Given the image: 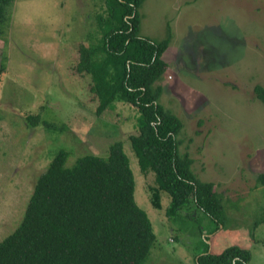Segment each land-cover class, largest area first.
I'll return each mask as SVG.
<instances>
[{
    "label": "rangeland",
    "instance_id": "374dc122",
    "mask_svg": "<svg viewBox=\"0 0 264 264\" xmlns=\"http://www.w3.org/2000/svg\"><path fill=\"white\" fill-rule=\"evenodd\" d=\"M138 11L140 36L161 41L172 31L168 68L154 85L183 123L179 152L201 181L215 183L229 222L214 234L212 220L193 208L173 216L164 190L157 208L155 173L140 168L129 142L139 132L136 107L117 98L96 113L100 96L75 66L80 45L101 42L106 0H15L0 37V241L20 226L60 149L69 167L84 154L106 157L121 141L134 200L157 237L141 264H197L208 248L234 244L250 251L248 264H264V187L255 181L264 172V104L252 90L264 82V0H143Z\"/></svg>",
    "mask_w": 264,
    "mask_h": 264
},
{
    "label": "trees",
    "instance_id": "16d2710c",
    "mask_svg": "<svg viewBox=\"0 0 264 264\" xmlns=\"http://www.w3.org/2000/svg\"><path fill=\"white\" fill-rule=\"evenodd\" d=\"M14 2L0 0V37ZM142 2L106 0L107 14L97 20L101 42L79 46L75 69L92 79L90 90L100 96L97 114L117 98L136 107L139 132L129 142L140 168L155 173V206L160 208L164 190L171 215L193 208L212 220L215 234L229 222L221 194L214 182L201 181L192 172L188 153L179 152L177 133L183 123L160 101L161 85H154L168 68L164 55L172 31L161 41L140 36ZM252 90L264 104V82ZM27 119L40 121L39 114ZM68 154L60 149L38 177L23 221L0 241V264H141L157 237L148 214L134 200V175L122 142L111 143L106 157L84 154L69 167ZM255 181L264 187V172ZM250 257L248 249L234 244L219 253L208 248L196 262L248 264Z\"/></svg>",
    "mask_w": 264,
    "mask_h": 264
}]
</instances>
